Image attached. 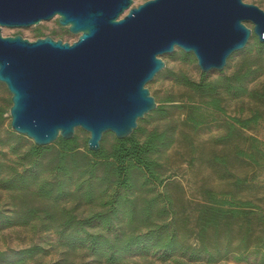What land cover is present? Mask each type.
Returning a JSON list of instances; mask_svg holds the SVG:
<instances>
[{
  "label": "trees",
  "instance_id": "16d2710c",
  "mask_svg": "<svg viewBox=\"0 0 264 264\" xmlns=\"http://www.w3.org/2000/svg\"><path fill=\"white\" fill-rule=\"evenodd\" d=\"M47 36L35 30V39ZM180 55L194 60L192 54ZM262 76L264 43L254 35L214 77L201 73L193 80L165 65L154 82L172 81L184 89L187 100L175 104L171 95L162 101L155 97L156 109L138 121L129 137L110 141L107 133L96 152L88 149L89 138L82 142L78 133L70 140L60 137L48 146L31 143L22 150L24 136L12 130L2 135L1 113L0 190L15 194L20 206L10 213L0 210V230L37 222L45 232L54 231L63 248L83 250L106 264L150 255L164 262L181 257L190 264H264V207L238 195L244 180L235 178L229 190L201 188L193 213L186 214L165 190L162 177V158L178 141L195 148L198 135L220 122L227 132L215 140L217 145L231 146L236 158L263 166L264 142L255 137L241 140L243 132L264 121V86L252 87ZM245 98L262 110L244 119H227V104ZM229 161L227 155H216L211 164L227 173ZM155 188L165 191L154 193ZM68 200L94 209L78 217L61 207ZM44 252L37 245L0 250V264H24Z\"/></svg>",
  "mask_w": 264,
  "mask_h": 264
},
{
  "label": "water",
  "instance_id": "95a60500",
  "mask_svg": "<svg viewBox=\"0 0 264 264\" xmlns=\"http://www.w3.org/2000/svg\"><path fill=\"white\" fill-rule=\"evenodd\" d=\"M0 0V83L11 94V129L37 146L89 133L129 137L154 111L147 85L165 68L163 55L192 54L202 73L222 72L254 35L264 43V10L244 0ZM126 11L127 14L121 17ZM58 18L78 35L34 41L3 36Z\"/></svg>",
  "mask_w": 264,
  "mask_h": 264
},
{
  "label": "rangeland",
  "instance_id": "374dc122",
  "mask_svg": "<svg viewBox=\"0 0 264 264\" xmlns=\"http://www.w3.org/2000/svg\"><path fill=\"white\" fill-rule=\"evenodd\" d=\"M146 1L148 0H133L131 8ZM244 2L260 5L264 10V0H244ZM127 12L128 11H126L121 17L126 15ZM36 29H40L45 35H49L53 38L62 37L64 42L73 43L78 40V35L71 34L66 27L63 28L59 26L57 17L50 21H44L38 26H32L29 28H2V34L3 36H14L19 34L26 39L34 41L36 40L34 37ZM64 32H68V34L61 36ZM250 43L251 40L249 41V44ZM181 52L183 51L176 49L174 53L163 55L161 58L166 63L167 68L184 72L191 79L198 80L202 72L197 65L195 57L192 61L184 60L180 55ZM210 73L213 74L214 77L217 72ZM154 80L147 85V88L150 90L151 95L158 100L162 101L166 99L168 95H171L177 101L175 104L187 100L182 87L177 86L170 80L159 79L156 82H154ZM263 86L264 76L252 85V87L258 89ZM11 106V94L6 86L3 83H0V114L3 113L4 117L1 128L3 136H7L8 130H12L10 125ZM258 108H260L258 105L246 98L243 100L232 101L227 104V119H229V117L230 119L233 117L247 118ZM224 123L225 122H220L218 124L214 123L203 130L195 139V148H191L183 142L178 141L177 144L162 158V177L164 179L165 190L177 203L179 208L186 214L193 213L195 204L200 199L199 190L201 188H212L217 191L229 190L233 188L232 182L235 178L244 180L245 183L243 187L236 189L238 195L246 199L255 200L264 207V164L262 167H258L245 160L236 158L233 147L217 145L215 140L225 135L227 132ZM154 125L155 124L148 126V129H151ZM159 125L162 126V124ZM76 133L79 134L82 142L89 138V133L82 129H77ZM241 136V140L255 137L264 142V121L261 122L256 129L245 131ZM112 137H114V135L111 133V136L108 137L110 141L112 140ZM31 143H33V141L24 136V139L20 141V147L22 150H27ZM243 143L244 142L240 143V146L247 149V144ZM216 155L228 156L230 161L227 173H224L220 166L211 164V159ZM8 157L14 159V157H11L10 155ZM165 190L163 188H155L154 193L161 191L164 192ZM35 205L42 208L39 203H35ZM19 206L20 201L15 194L0 190V210L10 213L16 211ZM61 207L73 211L78 217L86 216L94 209L91 205L71 200L63 201ZM33 245L43 247L45 252L24 264H106L98 262L83 250L69 251L68 249L63 248L54 231L45 232L44 227H41L37 222H32L26 226H15L0 230L1 251H18ZM7 264L15 263L12 262ZM122 264L190 263H188L185 258L181 257L164 262L157 256L150 255L146 257H129ZM224 264L244 263H236L230 260Z\"/></svg>",
  "mask_w": 264,
  "mask_h": 264
}]
</instances>
